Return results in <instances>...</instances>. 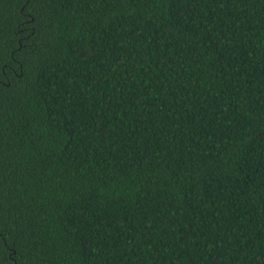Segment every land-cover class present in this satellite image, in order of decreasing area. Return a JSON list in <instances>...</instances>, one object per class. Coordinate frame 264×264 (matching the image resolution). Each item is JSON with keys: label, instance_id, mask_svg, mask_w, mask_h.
<instances>
[{"label": "trees", "instance_id": "obj_1", "mask_svg": "<svg viewBox=\"0 0 264 264\" xmlns=\"http://www.w3.org/2000/svg\"><path fill=\"white\" fill-rule=\"evenodd\" d=\"M0 264H264V0H0Z\"/></svg>", "mask_w": 264, "mask_h": 264}, {"label": "snow or ice", "instance_id": "obj_2", "mask_svg": "<svg viewBox=\"0 0 264 264\" xmlns=\"http://www.w3.org/2000/svg\"><path fill=\"white\" fill-rule=\"evenodd\" d=\"M30 2L33 4L34 8L38 4L47 3L48 0H30ZM154 93L151 91V86L149 85L148 88H145L141 95L137 97L136 99L140 102L142 105H147V97L153 96ZM158 98V97H157Z\"/></svg>", "mask_w": 264, "mask_h": 264}]
</instances>
